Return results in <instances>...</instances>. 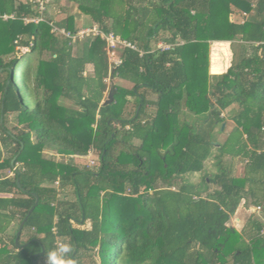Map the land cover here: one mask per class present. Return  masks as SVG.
I'll list each match as a JSON object with an SVG mask.
<instances>
[{
    "label": "trees",
    "instance_id": "obj_1",
    "mask_svg": "<svg viewBox=\"0 0 264 264\" xmlns=\"http://www.w3.org/2000/svg\"><path fill=\"white\" fill-rule=\"evenodd\" d=\"M33 6L0 0V264L62 242L77 264H264V221L230 225L264 210V0H50L24 23ZM83 15L136 49L114 64L99 36L58 32ZM214 42L232 52L219 74ZM89 150L95 169L56 160Z\"/></svg>",
    "mask_w": 264,
    "mask_h": 264
},
{
    "label": "rangeland",
    "instance_id": "obj_2",
    "mask_svg": "<svg viewBox=\"0 0 264 264\" xmlns=\"http://www.w3.org/2000/svg\"><path fill=\"white\" fill-rule=\"evenodd\" d=\"M70 13H76L75 7L72 6L70 7ZM237 12L232 13L231 15V19H235V20H241L239 19L238 15L236 14ZM77 15V14H76ZM78 22L77 25L79 27V29H83L87 26H89L90 24V18H88L87 16H81L78 17ZM20 53H22V50L19 49L18 50ZM25 51V50H24ZM114 59H117V57L114 56ZM231 59H232V52L231 49L229 47V43L228 42H214L212 43V47H211V54H210V72L212 74H219L223 71H225V69L230 65L231 63ZM220 62V63H219ZM116 83H119L122 86L125 87H129V85L125 82H122L121 80L115 79L114 80ZM235 106H232L231 108H229L227 111H224L222 115L227 116L230 113V110L234 109ZM231 123H229L227 130L231 127L230 125ZM215 131V138H217L218 140H222L224 135L226 134V131H222L220 125L216 126V128L214 129ZM47 154L51 155L53 154L52 151H47ZM60 159H64V160H69L73 163H75L76 165H78V167L82 168L83 166H89L91 169H95L97 166V156L93 153L92 150L88 151V154L86 156H82V157H75V156H60L57 155L56 156V160H60ZM214 158H211L209 160L206 161L205 163V169L203 172L199 173V174H188L186 175V180L192 182L193 184H199L202 178V175L204 173H215V167H214ZM242 168V165L238 166V171H240ZM215 186L212 184H208V189L212 190ZM244 205V204H243ZM238 210L236 209V212ZM254 211V210H253ZM239 213V212H238ZM235 217L237 216H232L231 220H230V225L234 226L236 229L240 230V227L236 226L237 222L235 221Z\"/></svg>",
    "mask_w": 264,
    "mask_h": 264
},
{
    "label": "built area",
    "instance_id": "obj_3",
    "mask_svg": "<svg viewBox=\"0 0 264 264\" xmlns=\"http://www.w3.org/2000/svg\"><path fill=\"white\" fill-rule=\"evenodd\" d=\"M30 2L33 3V8L36 9L37 14L35 16L31 17H24L23 22L24 23H29V22H34L38 23L42 20H44L43 13L47 9V4L49 3L50 0H29ZM4 20L8 19H16L15 14H4L1 16ZM53 31H57L56 27L53 26L51 29ZM58 32L62 33L63 35L70 37L73 41L76 38H82L84 36H99L101 39H103L106 42V51H107V56L108 60L110 63L114 64H119L120 60L119 58L114 59L115 56V50L118 47H130L132 49H136L135 45L131 44L130 42H127L123 39H121L119 36L115 35L113 32H104L100 30L96 25L92 26H87L83 29H79L76 33H70L69 31H66L65 29H58ZM22 51L27 50V47H20ZM116 57V56H115ZM260 206H257L255 210H259ZM60 243H57L59 245Z\"/></svg>",
    "mask_w": 264,
    "mask_h": 264
},
{
    "label": "clouds",
    "instance_id": "obj_4",
    "mask_svg": "<svg viewBox=\"0 0 264 264\" xmlns=\"http://www.w3.org/2000/svg\"><path fill=\"white\" fill-rule=\"evenodd\" d=\"M72 245L70 243H60L57 248L48 252L47 264H77L72 256Z\"/></svg>",
    "mask_w": 264,
    "mask_h": 264
},
{
    "label": "crops",
    "instance_id": "obj_5",
    "mask_svg": "<svg viewBox=\"0 0 264 264\" xmlns=\"http://www.w3.org/2000/svg\"><path fill=\"white\" fill-rule=\"evenodd\" d=\"M220 63V62H219ZM244 203H241L239 205V207L237 208V212H235L234 216L235 217V221L237 222V227L239 226L240 229L244 226L246 220L248 219V217L251 215L252 212L255 211L254 216H256L257 218H259L261 221H264V210L262 207H260L259 210H255L256 207L252 206V205H246ZM254 210V211H253ZM239 212V213H238ZM239 230V229H237Z\"/></svg>",
    "mask_w": 264,
    "mask_h": 264
},
{
    "label": "water",
    "instance_id": "obj_6",
    "mask_svg": "<svg viewBox=\"0 0 264 264\" xmlns=\"http://www.w3.org/2000/svg\"><path fill=\"white\" fill-rule=\"evenodd\" d=\"M113 94H114V89H113V84H110L109 86V89H108V92H107V95H106V98L105 100L103 101V104H108L110 103L112 100H113ZM17 185H19V182H17ZM34 207V206H33ZM33 207L29 210V213L33 210ZM27 218V216L25 217V219ZM24 219V221H25ZM23 221V222H24ZM15 244L16 245H19L17 239L15 240ZM43 248L41 249V251L39 253H36L32 256V259L34 260L36 256L38 255H42L43 254Z\"/></svg>",
    "mask_w": 264,
    "mask_h": 264
}]
</instances>
